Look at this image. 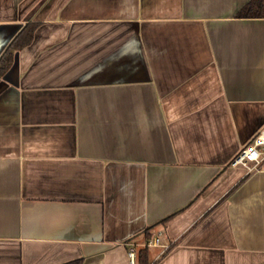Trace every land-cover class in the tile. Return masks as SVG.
Segmentation results:
<instances>
[{"label": "crops", "instance_id": "crops-1", "mask_svg": "<svg viewBox=\"0 0 264 264\" xmlns=\"http://www.w3.org/2000/svg\"><path fill=\"white\" fill-rule=\"evenodd\" d=\"M249 1L0 0V264H264Z\"/></svg>", "mask_w": 264, "mask_h": 264}, {"label": "built area", "instance_id": "built-area-1", "mask_svg": "<svg viewBox=\"0 0 264 264\" xmlns=\"http://www.w3.org/2000/svg\"><path fill=\"white\" fill-rule=\"evenodd\" d=\"M264 145V130L259 132L253 140L245 145L238 154L234 157V164H243L248 167L250 170L256 169L259 167L261 162L264 160V149L262 146ZM250 162H253L250 164ZM150 244L159 243V239L155 238L153 241H149ZM131 260L134 262L136 256L135 248H132L129 252Z\"/></svg>", "mask_w": 264, "mask_h": 264}, {"label": "trees", "instance_id": "trees-1", "mask_svg": "<svg viewBox=\"0 0 264 264\" xmlns=\"http://www.w3.org/2000/svg\"><path fill=\"white\" fill-rule=\"evenodd\" d=\"M242 16H263L264 15V0H250L249 3L242 9L240 12ZM36 23H29L15 38L12 45L15 47H23L28 44L34 34ZM9 59L11 57V53L7 51ZM4 68H1V71ZM146 254V251L143 249L140 252V255ZM79 260L68 261L63 264H73L78 262Z\"/></svg>", "mask_w": 264, "mask_h": 264}]
</instances>
